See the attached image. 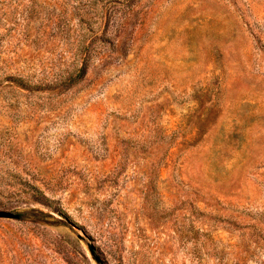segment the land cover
<instances>
[{
    "label": "rangeland",
    "instance_id": "374dc122",
    "mask_svg": "<svg viewBox=\"0 0 264 264\" xmlns=\"http://www.w3.org/2000/svg\"><path fill=\"white\" fill-rule=\"evenodd\" d=\"M0 264H264V0H0Z\"/></svg>",
    "mask_w": 264,
    "mask_h": 264
},
{
    "label": "trees",
    "instance_id": "16d2710c",
    "mask_svg": "<svg viewBox=\"0 0 264 264\" xmlns=\"http://www.w3.org/2000/svg\"><path fill=\"white\" fill-rule=\"evenodd\" d=\"M82 74H78L76 77H79V76H81Z\"/></svg>",
    "mask_w": 264,
    "mask_h": 264
}]
</instances>
